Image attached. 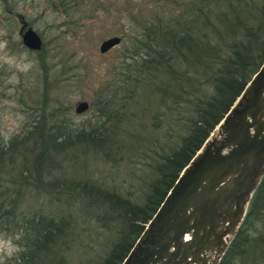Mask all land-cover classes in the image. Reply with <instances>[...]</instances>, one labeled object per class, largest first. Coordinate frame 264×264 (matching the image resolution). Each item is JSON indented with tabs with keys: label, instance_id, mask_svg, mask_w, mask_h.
I'll return each instance as SVG.
<instances>
[{
	"label": "trees",
	"instance_id": "1",
	"mask_svg": "<svg viewBox=\"0 0 264 264\" xmlns=\"http://www.w3.org/2000/svg\"><path fill=\"white\" fill-rule=\"evenodd\" d=\"M12 1L0 0V10H7L10 19L8 43L16 34L17 16H25ZM44 1L48 6L53 5L55 13L62 11L66 14L71 5L80 4V0ZM148 10V17H144L141 26L137 27L139 30L132 43L135 49L128 64L133 62L130 69L147 75L150 70L155 69L156 73L162 67L172 73L169 70L172 59L181 61V72L172 74L174 85L179 81L180 86L167 89L162 99V112L170 117L173 125L186 118V130L189 132L182 138L181 146L168 153L159 150L167 147L159 136L145 137L146 141L122 147V156L126 154L128 158L125 159L127 166L138 158L130 167L132 177L122 188V195H119L121 190L118 189L100 192L102 188L96 187V190L92 184L87 185L81 180L74 184L65 180L62 181V188H48L44 182L57 173L59 162L67 151L90 147L107 152L113 142L108 137L109 132H106L110 124L101 126L98 120L95 125L76 126L71 122L70 110L66 113L67 105H40L26 117L27 121L19 132L7 137L0 135V234L21 249L7 258L5 264H53L49 251L57 246L60 236L71 227L69 215L76 208L71 204L74 202L102 208L104 213L97 216L99 222L107 217L122 224L118 233L114 234L116 244L100 263L119 264L142 232L143 225L164 200L182 168L264 60L261 38L264 35V0H156ZM215 11L222 13L209 16V12ZM129 14L130 10L122 7L121 19L125 20ZM198 16L204 20L199 25L196 23V18H200ZM193 30L195 35L191 33ZM122 50V53L125 52V49ZM203 65L208 71L213 65L217 69L212 70V78L207 79L204 87L206 98L194 100L187 95L191 88L185 86L190 80L185 71L194 69L198 75V68ZM136 78L140 77L134 80ZM128 83L130 81L125 77L108 97L95 100L100 116L117 114L113 105H123L122 99L130 96L126 88ZM49 86L47 82L45 95H48ZM61 115L64 117L61 118ZM114 124L112 129L116 126ZM29 201L54 203V208L62 205L68 212L47 210L41 204L25 207L24 203ZM262 244L264 178L254 194L243 225L219 264H259L260 261L264 264ZM57 251L59 253L55 257L64 258V249L60 247Z\"/></svg>",
	"mask_w": 264,
	"mask_h": 264
},
{
	"label": "rangeland",
	"instance_id": "2",
	"mask_svg": "<svg viewBox=\"0 0 264 264\" xmlns=\"http://www.w3.org/2000/svg\"><path fill=\"white\" fill-rule=\"evenodd\" d=\"M155 1L80 0V4L71 5L66 14L62 11L55 13L53 5H46L44 0H13L43 38L42 48L38 51H29L22 45L17 23L16 34L8 43L10 19L7 10H0V135L7 137L19 132L27 121L26 117L40 105H67L66 113L70 110L71 122L76 126L95 125L98 120L101 126L111 125L106 129L113 142L108 151L90 147H77L67 151L61 163L59 162L57 173L44 182L48 188L60 187L65 180L73 184L81 180L87 185L92 184L95 189L102 188L99 189L100 192L118 189L121 190H117L119 195H122V188L128 184V178L132 177L133 170L130 167L138 160L130 158L133 161L127 166L125 159L128 158L126 154L122 156V147H129L132 142H143L146 141L145 137L155 136L164 140L167 147L159 149L164 153L181 146L182 138L189 132L186 130V118L173 125L170 117L162 112V99L166 92L180 86L179 81L174 85L172 74L181 72V61L172 59L169 67L172 73L162 67L156 73L153 71L155 69L150 70L147 75L130 69L133 62L128 64L130 54L135 49L132 43L139 30L137 27L141 26L144 17H148V8ZM124 6L131 14L122 20ZM212 13L222 12H209V16ZM70 19L77 24H71ZM190 20L192 22L193 17ZM203 21L202 17L196 18L198 25ZM191 33L195 35L194 30ZM113 35L123 37L120 45L102 55L98 49L100 41ZM261 38L264 46V35ZM122 48L125 49L123 53ZM205 64L208 65L209 62ZM206 65L198 68V75L194 69L185 71L190 79L185 84L191 88L187 94L189 98H206L204 87L207 79H211V71L217 69L213 65L208 71ZM125 77L130 81L126 85L130 96L122 99L123 105H113L117 108V114L100 116L94 105L95 100L108 97L116 86L122 84ZM135 77L140 78L134 80ZM47 82L50 86L48 95H45ZM82 99L89 100L91 106L85 113L77 114L74 107ZM113 124L116 126L112 129ZM170 124L173 126L169 127ZM136 152L138 154V150ZM33 204H41L52 211L66 210L62 205L54 208V203L29 201L24 206ZM71 204L76 206L69 215L71 227L60 236L57 246L50 249V262L100 264L116 244L117 237L114 234L118 233L122 224L107 217L99 222L98 217L104 213L99 206L79 202ZM0 239L8 240L4 234H0ZM60 247L65 251L64 258L55 257ZM261 248L264 250L263 244ZM7 258L9 257H5V260Z\"/></svg>",
	"mask_w": 264,
	"mask_h": 264
},
{
	"label": "water",
	"instance_id": "3",
	"mask_svg": "<svg viewBox=\"0 0 264 264\" xmlns=\"http://www.w3.org/2000/svg\"><path fill=\"white\" fill-rule=\"evenodd\" d=\"M25 26V25H24ZM23 26V27H24ZM31 49L40 35L22 36ZM120 42L103 40L105 53ZM89 107L76 104V112ZM264 174V64L237 103L190 161L122 264H217L225 237L240 224L250 195ZM186 232L192 234L183 240Z\"/></svg>",
	"mask_w": 264,
	"mask_h": 264
},
{
	"label": "clouds",
	"instance_id": "4",
	"mask_svg": "<svg viewBox=\"0 0 264 264\" xmlns=\"http://www.w3.org/2000/svg\"><path fill=\"white\" fill-rule=\"evenodd\" d=\"M19 236L16 237L19 240ZM21 251L20 247L14 244L10 239H0V264H5V257H11L14 253Z\"/></svg>",
	"mask_w": 264,
	"mask_h": 264
},
{
	"label": "bare ground",
	"instance_id": "5",
	"mask_svg": "<svg viewBox=\"0 0 264 264\" xmlns=\"http://www.w3.org/2000/svg\"><path fill=\"white\" fill-rule=\"evenodd\" d=\"M27 203V202H26Z\"/></svg>",
	"mask_w": 264,
	"mask_h": 264
}]
</instances>
